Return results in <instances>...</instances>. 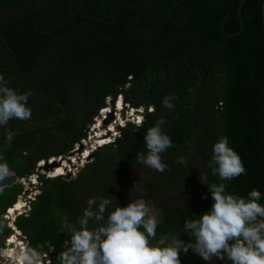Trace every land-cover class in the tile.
<instances>
[{"label": "trees", "instance_id": "16d2710c", "mask_svg": "<svg viewBox=\"0 0 264 264\" xmlns=\"http://www.w3.org/2000/svg\"><path fill=\"white\" fill-rule=\"evenodd\" d=\"M80 1L73 0L71 22L45 34L39 29L49 31L70 19V0H0V22L42 10L39 29L37 10L0 27V67L16 60L12 49L18 56L0 74L18 92H31V117L0 126V161L9 171L27 178L41 161L72 152L106 101L123 90L131 107L144 109L140 125L127 122L115 143L96 150L75 177L39 175V194L15 226L29 246L44 254L52 249L45 264H59L57 255L68 238L61 222L64 217L76 221L89 198L99 202L109 194L120 206L143 198L151 212L162 211L153 240L165 238L167 244L185 218L211 207L200 173L208 185L225 183L237 195L256 188L264 203V0L245 2V28L235 37L223 33L225 11L208 0H179L189 12L183 25L173 21L164 0H142L137 7L118 3L113 24L86 16ZM114 1L86 0L83 9L110 20ZM216 1L230 11L226 29L237 32L240 0ZM168 2L175 18L184 21L185 11ZM165 96L172 97L174 108L162 104ZM160 117L172 140L161 153L167 164L162 172L136 159L138 152H147L144 133ZM225 136L247 169L231 180H221L209 167L213 144ZM23 192L22 184L0 191V249L12 234L4 217L10 208L24 210L25 199L18 201Z\"/></svg>", "mask_w": 264, "mask_h": 264}, {"label": "clouds", "instance_id": "9594fccd", "mask_svg": "<svg viewBox=\"0 0 264 264\" xmlns=\"http://www.w3.org/2000/svg\"><path fill=\"white\" fill-rule=\"evenodd\" d=\"M30 95V91L18 92L10 87L5 76L0 74V126L12 118L26 120L31 117ZM162 104L168 109L175 107L171 96L163 97ZM141 112L139 118H144V112ZM164 123V118L160 117L147 129L143 136L147 152L136 155L139 162L161 172L167 168L161 153L172 146L171 137L162 130ZM11 136L8 132L9 140ZM212 153L209 167L221 180H231L246 173L241 156L230 146L226 136L213 144ZM8 171L7 163L0 161V175H6ZM40 174L43 173L31 176L36 178ZM20 179L33 182L30 176ZM200 180L209 189L211 207L195 218H185L174 240L164 246L152 242L159 221L156 215L150 214V207L143 198L130 200L126 206H120L118 202L113 205L114 196L109 194L100 197L99 202L89 198L76 221L64 217L61 222V230L67 232L68 238L57 255L59 264H181L180 252L189 249L205 261L216 257L219 260L227 258L231 264H264L262 193L252 188L246 196H241L228 192L225 183L208 185L205 174L200 173ZM181 232L194 239L185 242L178 237ZM13 259L14 264H45V254L39 246L22 247Z\"/></svg>", "mask_w": 264, "mask_h": 264}, {"label": "water", "instance_id": "95a60500", "mask_svg": "<svg viewBox=\"0 0 264 264\" xmlns=\"http://www.w3.org/2000/svg\"><path fill=\"white\" fill-rule=\"evenodd\" d=\"M86 0H81L80 1V4H79V7L81 9V11L88 17H91L93 19H96L98 21H101L103 23H107V24H113L116 20V14H115V6L116 4L118 3H125V4H128L130 6H133V7H137L141 4L142 0H138L137 3L133 4L127 0H116L113 2L112 6H111V16L112 18L110 20H105L99 16H96V15H93V14H89L87 12L84 11L83 9V5H84V2ZM177 5H179L186 13V18L184 21H178L175 16H174V13H173V10H172V7L170 6L168 0H164V2L166 3L167 7H168V10H169V13H170V16L171 18L173 19V21L178 24V25H183L185 24L188 19H189V12L187 10V8L179 1V0H174ZM210 3L218 6V7H221L224 11H225V17L222 21V24H221V29L223 31V33L227 36H230V37H235V36H238L240 35L243 31H244V28H245V20H244V17H243V6L245 4V2L247 0H240L239 2V6H238V16H239V20H240V29L237 31V32H229L227 29H226V24H227V21L230 17V11L229 9L222 3L216 1V0H208ZM69 7H70V11H71V17L70 19L60 23L59 25L55 26L54 28H52L51 30L49 31H44V30H41L39 29L38 27V21L39 19L42 17V10L40 8H34V9H31L29 10L27 13H30L34 10H37L39 11V15L35 21V26L37 27V29H39V31L41 33H45V34H50L52 33L54 30H56L58 27L64 25V24H68L69 22H71L74 17H75V11H74V8H73V0H70V4H69ZM25 13V14H27ZM25 14L21 15L20 17L14 19V20H11V21H3V22H0V27L4 24H7V23H10V22H13L15 20H18L20 18H23L25 16ZM263 16H264V4H263ZM13 53L14 55L16 56V60L10 65V66H7V67H0V69H9L10 67H12L13 65L16 64L17 62V59H18V56L16 54V51L13 50ZM132 82V78L129 79V83ZM123 98V102H124V107L121 111L123 117L125 118L126 120V117H127V113L129 114V109H131V112H130V116L129 118H132L133 121L134 120H140L139 119V116L142 114L141 111H135V109L133 107H131V105L129 104V99L128 97L125 95L124 93V90L121 92V93H118L116 96H114L112 99H111V106L110 107H107V108H110V111L104 116L102 115V121L99 122L97 119H95L93 121V123L89 126V128L87 129L86 131V134H87V138L82 140L80 143H78L75 147V149L66 154V155H63V156H60V157H55V158H52L51 160H44L43 161V164L40 165V167H38V169H36L35 171H33L32 174L34 175H38L39 173H45V174H50V172L54 171V169L56 167H59L61 165H63L64 162L68 163L69 165H72V170H66L67 173L66 174H62V175H58V176H63V177H67V178H72V175H77L80 171V166H84L85 163H88L90 162L92 159H93V154L96 150H99L103 147H107L111 144H114L115 141H116V137L118 135V133H122L123 129L125 126H123L122 124L121 125H116V121H117V118H116V114H117V105H118V101L120 99ZM134 111V112H133ZM137 112L138 114H136V117L134 116V113ZM130 122V121H129ZM135 123V122H134ZM112 124H115V130H116V133L117 135L116 136H113L114 133L113 131L110 129V126ZM95 129L97 131H100V129H102V131H105V133H102L104 134V137L103 138H107V137H112L113 138V141L109 142V143H104V144H93L92 143V140L94 138H98V132L95 131ZM102 136V135H101ZM87 142V143H86ZM89 149V151L91 153H89L87 156H85V152ZM72 158H76L77 159V163H74L73 164V161H72ZM74 168V169H73ZM82 169V168H81ZM58 176H55V177H58ZM53 176H49L48 178H55ZM27 180V179H26ZM15 184H22L23 185V181L22 179H20L14 172L12 171H8V174L6 175H0V191H2L3 189L5 188H8V187H11ZM29 186L30 187H38V184L34 183V182H30L29 183ZM22 198V195L19 196L18 200ZM25 199L28 201L27 204L28 207L26 208V211L27 213L30 212L31 210V200L26 196ZM35 200V199H34ZM23 212L21 214L19 213H15V217L14 218H11L10 219V222L12 223V225L10 226L11 229H12V234L13 235H16L18 238H25L23 235H22V232L19 231L17 232V228L14 224V219L16 220V218L20 215H22ZM17 229V230H16ZM18 250H20V247L17 248ZM51 251L52 249L48 250V252L46 253L45 255V261H48L51 257Z\"/></svg>", "mask_w": 264, "mask_h": 264}, {"label": "rangeland", "instance_id": "374dc122", "mask_svg": "<svg viewBox=\"0 0 264 264\" xmlns=\"http://www.w3.org/2000/svg\"><path fill=\"white\" fill-rule=\"evenodd\" d=\"M76 95L78 94V92H74ZM111 99L112 98H110V99H108L107 101H106V103H107V107H110L111 105ZM123 99V98H122ZM122 107H123V105H122ZM153 110V107L149 110V111H152ZM129 111V114L127 113V117H126V123H125V125L124 126H126L127 125V122H141V120H143L144 118L142 117H140L139 119L140 120H134L133 121V119L132 118H129V116H130V112H131V109H129L128 110ZM141 111H143L144 112V109H142ZM136 114H138L137 112H135L134 113V116L136 117ZM102 119V113H101V111L99 112V115L97 116V117H95L94 118V120L95 119ZM101 130L102 129H100V131H98V133L100 134L101 133ZM117 135V134H116ZM119 135H120V133H118V135H117V137H119ZM116 137V138H117ZM86 164V163H85ZM82 167H84V166H80L79 168H80V170L79 171H81V168ZM74 169V168H73ZM46 173V172H45ZM45 173H43V175H46L47 177H49L50 176V174H45ZM8 174V173H7ZM30 177H33V178H35V176H30ZM72 177H75V175H72ZM37 181H39V180H37ZM38 184H40V182H38ZM24 186V185H23ZM29 188H28V191H27V193L28 194H37L38 193V188L39 187H30V186H28ZM25 188V187H24ZM25 190V189H24ZM161 212L162 211H156V212H151L150 214H154V215H156L157 216V218H158V221L160 220V217H161ZM5 218V217H4ZM180 239H182V240H184L185 242H188L189 240H192V239H194V238H192V237H189V236H184V237H182V238H180ZM20 241H21V239H20ZM20 241H19V245H20ZM16 242V241H15ZM18 242V241H17ZM153 243H156V244H158L159 246H163V245H166L167 244V240L165 239V238H161V239H157V240H153L152 241ZM179 258H180V260H181V262H183V263H185L186 262V264H207V262H210V261H217L218 263H220V261H222L221 262V264H231V261H229L227 258H225V259H223V260H219V259H217L216 257H213V259L212 260H210V261H205L202 257H200L198 254H196V253H194L191 249H189L187 252H183V251H181L180 252V256H179ZM188 259H189V261H188ZM188 262V263H187Z\"/></svg>", "mask_w": 264, "mask_h": 264}, {"label": "bare ground", "instance_id": "6f19581e", "mask_svg": "<svg viewBox=\"0 0 264 264\" xmlns=\"http://www.w3.org/2000/svg\"><path fill=\"white\" fill-rule=\"evenodd\" d=\"M111 105V104H110ZM122 105H124V102H123V99H120L119 101H118V105H117V114H116V118H117V121H116V125H125V123H126V120H125V118L123 117V115H122V113H121V111H122V109H123V107H122ZM110 111V108H104V110L101 112L102 113V115H106L108 112ZM98 121L99 122H101L102 121V119H98ZM115 124H112L111 126H110V129L113 131V133H114V135L113 136H116V130L114 129L115 128V126H114ZM95 131H97L96 129H95ZM98 132V131H97ZM102 133H105V131H102L101 130V133L99 134H97L98 135V138H94L93 140H92V143L93 144H104L105 142L106 143H109V142H111L110 140L112 139V137H107V138H103L104 137V134H102ZM102 135V136H101ZM109 141V142H108ZM113 141V140H112ZM87 143V142H86ZM89 153H91L90 151H89V149L85 152V156H87ZM72 161H73V164L74 163H77V159L76 158H72ZM42 164H43V162H42ZM42 164H40V165H42ZM66 170H72V165H69L68 163H66V162H64L63 163V165H61V166H59V167H56L55 169H54V171H52V172H50V176H53V177H55V176H58V175H62V174H66L67 173V171ZM34 183H35V180H34ZM19 200H21V199H19ZM18 200V201H19ZM25 202H24V205H25V207H24V210L26 209V207H27V201L26 200H24ZM16 205V204H15ZM14 205V206H15ZM13 206V207H14ZM11 210H12V208H11ZM10 210V213H9V218H14L15 217V213H12V211ZM24 210L22 211V212H24ZM21 212V213H22ZM19 213V212H18ZM21 213H19V214H21ZM17 230V229H16ZM17 232H19V230H17ZM16 241V242H15ZM18 241V242H17ZM19 241H20V238H18L16 235H13L12 236V238L10 239V243L11 244H13V245H11L10 246V248H12V246H14V245H19L18 243H19ZM9 251H11V252H9ZM8 252H7V255L9 254V255H12V254H14V251L13 250H9Z\"/></svg>", "mask_w": 264, "mask_h": 264}, {"label": "built area", "instance_id": "2783aa9c", "mask_svg": "<svg viewBox=\"0 0 264 264\" xmlns=\"http://www.w3.org/2000/svg\"><path fill=\"white\" fill-rule=\"evenodd\" d=\"M34 180H35V182L38 184V182H39V181H37V180H38V176H36V178H33V179H32L33 182H34ZM22 181H23V185H24V187H25V188H24L25 190H24V192H23V194H22V198L25 199V197L27 196L31 201H33V200L35 199V197H36L37 194H34V195H33V194H32V195H31V194H28L27 191H28V188H29V187H28V186H29V181L26 180V179H22ZM38 191H39V190H38ZM38 193H39V192H38ZM25 200H26V199H25ZM26 201H27V200H26ZM27 202H28V201H27ZM28 205H29V204H27V207H28ZM27 207H26V208H27ZM10 210H11V209H8V215L5 216L9 221H10V219H11V218H9V216H10V215H9ZM23 213H27L26 209L24 210ZM14 221H15V219H14ZM9 224L11 225V223H9ZM22 235H23V234H22ZM12 236H13V235H11V238H12ZM23 236H24V235H23ZM24 237H25V236H24ZM11 238H10V239H11ZM10 239H9V240H10ZM20 239H21V241H20V245H14V246H12L11 250L16 251L18 247H20V249H21L22 247L29 246V242H28V240L26 239V237H25V238L22 237V238H20ZM9 240H8V241H9ZM11 245H13V244H11ZM45 255H46V254H45Z\"/></svg>", "mask_w": 264, "mask_h": 264}, {"label": "flooded vegetation", "instance_id": "af4514ba", "mask_svg": "<svg viewBox=\"0 0 264 264\" xmlns=\"http://www.w3.org/2000/svg\"><path fill=\"white\" fill-rule=\"evenodd\" d=\"M11 238V235H8L5 240H4V247L2 249H0V264H14V255L16 252H18L19 250L17 249L16 251H14V254L12 255H7V252L9 250H11L10 246H11V243H10V239ZM9 240V241H8ZM11 252V251H9ZM222 261H220V263H218L217 261H210V262H207V264H221Z\"/></svg>", "mask_w": 264, "mask_h": 264}, {"label": "crops", "instance_id": "0c3cea01", "mask_svg": "<svg viewBox=\"0 0 264 264\" xmlns=\"http://www.w3.org/2000/svg\"><path fill=\"white\" fill-rule=\"evenodd\" d=\"M37 194H39V193H37ZM29 213V212H28ZM16 221V220H15ZM14 221V222H15ZM17 228V227H16ZM50 260V259H49ZM49 260L48 261H45V263H49ZM188 261H189V259H188ZM188 263V262H187ZM185 264H186V262H185Z\"/></svg>", "mask_w": 264, "mask_h": 264}]
</instances>
